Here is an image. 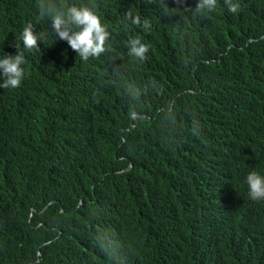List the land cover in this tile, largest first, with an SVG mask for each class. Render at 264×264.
I'll return each instance as SVG.
<instances>
[{
	"label": "trees",
	"instance_id": "16d2710c",
	"mask_svg": "<svg viewBox=\"0 0 264 264\" xmlns=\"http://www.w3.org/2000/svg\"><path fill=\"white\" fill-rule=\"evenodd\" d=\"M59 2L100 17L103 54L81 60L37 0H0V58L27 23L47 34L0 88V264H264L245 184L264 176V0Z\"/></svg>",
	"mask_w": 264,
	"mask_h": 264
},
{
	"label": "clouds",
	"instance_id": "9594fccd",
	"mask_svg": "<svg viewBox=\"0 0 264 264\" xmlns=\"http://www.w3.org/2000/svg\"><path fill=\"white\" fill-rule=\"evenodd\" d=\"M217 0H198L195 11L203 14L215 10ZM228 11L237 13L240 5L233 0H225ZM39 19H50L51 27L60 40L67 42L69 47L77 53L83 61L90 57H99L106 51V43L110 32L101 22L100 17L89 7L84 5L67 4L59 0H37ZM126 19L133 25H139L140 19L132 13L126 14ZM148 28V23H144ZM46 33L34 31V25L27 23L20 35L16 38L15 55L5 54L0 58V77L3 82L0 88H18L25 77V53L39 51L40 41L46 39ZM128 55L143 62L147 57L149 45L143 43L138 37H130L128 42ZM247 195L252 201L264 200V176L256 171L249 172L245 177Z\"/></svg>",
	"mask_w": 264,
	"mask_h": 264
}]
</instances>
